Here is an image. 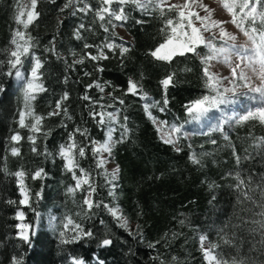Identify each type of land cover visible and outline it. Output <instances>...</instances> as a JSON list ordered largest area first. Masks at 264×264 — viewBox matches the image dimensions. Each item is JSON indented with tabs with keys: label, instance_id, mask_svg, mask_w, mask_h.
I'll use <instances>...</instances> for the list:
<instances>
[{
	"label": "trees",
	"instance_id": "1",
	"mask_svg": "<svg viewBox=\"0 0 264 264\" xmlns=\"http://www.w3.org/2000/svg\"><path fill=\"white\" fill-rule=\"evenodd\" d=\"M14 2L0 0V60L6 58L2 50L10 47L13 29L17 27L13 20ZM88 2L97 7V0ZM64 3L65 0H55V3L40 0L37 5L40 16L28 29L38 44L34 49L35 54L44 62L40 71L47 89L32 102L35 113L47 117L54 109L56 100L67 91L69 99L65 104L72 116L71 120L62 115L46 118L42 130H50L51 134L46 139L37 134L36 152L32 151V144L27 139L31 134L29 130L20 129L17 124L18 112L23 106L20 87L14 78L0 75V83L5 88L0 93V264H12L14 256L22 259L23 264H73V257L89 264H97L98 260L103 264H161V261L164 264H206L198 240L201 234H206L218 244V253L225 257L235 256L239 250V255L246 257L249 264H264V243L261 242L260 232L253 231L257 225L251 222L260 219L256 213L261 209L256 205L264 203L260 190L256 189L258 184L264 187L261 182L264 177V144L259 143V138L264 137V125L248 121L233 129L226 127L228 140L217 132L206 137L209 138V142L205 143L207 152L201 158L200 165L193 164L189 160L192 152L189 140L179 142L180 152L175 151L172 145L165 144L157 126L144 111V101L131 94L125 96L123 91L131 77L143 85V90L151 98L162 100L164 92L160 81L168 74L175 73L174 86H170L167 92L168 110L160 113L158 109H152V115L169 123H184L188 115L183 105L206 93L199 57L194 54L176 56L169 64L154 60L148 54L165 39L161 32L163 22L158 13L147 16L132 6H126L129 20L123 27L132 38L126 41L116 30L118 23L115 28L117 35L113 37L110 35L112 30L106 33L92 13L87 16L79 12L71 15L72 9L60 12ZM137 20L142 23L137 24ZM81 23L85 24V30L81 32L83 38L77 40L74 32ZM53 37L56 51L68 58L69 63L72 59L70 52H75L77 58L85 51L96 54L95 47L84 49L85 43L101 45L106 39H114L117 44L123 43L129 51L121 57L119 49H105L108 59L98 62L85 60L84 64L65 72L63 61L44 51L45 47H51ZM198 51L201 55L205 53L202 47ZM29 61L30 58L25 66L26 73L31 67ZM97 63L103 68L102 72L96 71ZM85 72L91 75L85 76ZM65 75L69 77L67 83L64 82ZM94 80L102 85L110 82V86L105 88L103 94L95 88L87 90V94L93 99L103 96L101 102L111 104L113 101L107 93L115 89L114 95L125 101L124 106L116 105L121 108L120 122L124 123L123 117L127 116V127L131 130L128 139L116 144L112 153V159L120 169L115 200L108 195L103 176H96L100 187L94 199L102 200L105 204H118L123 215L134 223L132 230L120 227L119 222L102 207L93 209L95 214L89 213L86 217L80 206L83 194L77 192L75 196L68 195L66 190L74 181L56 155L59 145L65 143L68 133L76 126L87 127L96 140L105 139V129L95 125L88 115V102L81 99L86 85ZM29 121L30 118H26V123ZM62 121L67 128L61 126ZM16 131L24 139L14 145L10 137ZM113 138L119 140V130L113 134ZM81 139L77 136V140ZM196 140L192 139L193 142ZM212 140L216 144H212ZM12 146L20 148V156L11 155ZM233 146L235 154L240 157L239 165L233 155ZM45 147L52 153L51 156L43 154ZM80 163L86 169L93 168L90 150L87 158ZM5 166L7 171L3 170ZM40 168L44 169L46 177L33 180L32 173ZM21 169L25 172L30 193L29 204L23 209L30 223H34L37 213L43 218L30 244L18 237L16 227L21 194L18 179L12 174ZM236 172H240L246 181L249 176L252 177L249 188L255 190L249 191V195L256 202L255 205L243 199L235 190ZM229 173L233 175L229 176ZM93 175H96L95 171ZM36 193H40L39 198ZM9 200L17 203L9 204ZM49 213L57 215L54 226H49L44 220ZM68 215L85 231L91 230L93 235L87 237L81 233V238L75 242L62 243V230L66 232V240L73 235L62 228ZM105 238L111 239L112 244L101 247V241ZM225 239L230 240L231 244H224ZM173 256L177 257V261L172 260Z\"/></svg>",
	"mask_w": 264,
	"mask_h": 264
},
{
	"label": "snow or ice",
	"instance_id": "2",
	"mask_svg": "<svg viewBox=\"0 0 264 264\" xmlns=\"http://www.w3.org/2000/svg\"><path fill=\"white\" fill-rule=\"evenodd\" d=\"M50 2L55 3V0H50ZM215 2L219 3L222 9L229 14V21L214 19L213 13L215 9L205 4L203 0H176V2H172V0H97V7L95 8L88 0H65L59 11L64 12L67 9H72L71 15L79 12L85 16L92 13L94 20L99 22L100 27L106 33H109L110 29L112 30L110 35L113 37L117 35L115 33L117 23L120 27H123L129 20V15L125 11L126 6H132L147 16H151L154 12L158 13L163 22L161 32L164 33L165 39L163 43H160L148 54L154 60L169 64L176 56L194 54L199 57L206 93L196 99L189 100L183 105L189 120L199 121L214 109L223 113L224 108L222 106L235 103L240 96L256 99L258 94L261 101H264V0H215ZM39 3L40 0H29L28 3L15 0L13 4V20L17 27L13 29L10 47L2 50L6 58L0 60V75L14 78L20 85L23 106L18 112L17 124L20 129L26 128L31 133L27 139L32 144L33 152L37 151L35 147L37 134H40L45 139L51 134L50 130L47 132L42 130L43 121L46 118L62 115L67 120L72 119L65 104L69 99L67 91L56 100L54 109L47 114V117L36 114L32 105L39 93L47 91L42 80L43 74L40 71L44 66V62L35 54L34 49L38 44L36 39L28 32L29 26L33 25L40 16V12L37 11ZM81 4L83 5L82 7L80 6ZM113 5H116V7L114 8ZM201 11L204 13L203 15H201ZM59 22L62 23V21ZM135 22L137 24L142 23L140 20ZM227 23L234 25L247 38L249 43L238 44L236 42L237 35L229 32L224 26ZM82 30H85L84 23H81L74 32L77 40L83 38L81 35ZM205 33L208 35L205 36ZM120 39L122 40V38ZM83 47L84 49L95 47L97 52L93 55L92 52L85 51L79 58H77L75 52H70L69 55L72 59L71 63H69L68 58L56 51L55 37H53L51 47H45L44 51L52 53L57 60H62L65 65V72L74 70L77 65L84 64L85 60L98 62L108 59L105 49L110 51L119 49L121 57L129 51L127 47L123 46V43L117 44L114 39H106L101 45L85 43ZM201 47L206 50L203 55L198 51ZM29 58L31 67L26 73L22 69H24L25 60H29ZM217 64L227 66L228 74L222 75L219 71H213L212 69ZM5 67L6 71L4 70ZM96 71H103V68L98 63ZM84 75L90 76L91 73L85 72ZM174 76L175 73H170L160 81L164 92L162 100L151 98L143 90V85L131 77L128 79V86L123 91V94L125 96L131 94L144 101L143 108L146 115L157 126V131L163 133L160 137L161 140L165 144L172 145L175 151L180 152L182 149L177 146V141L188 135L184 131V123L189 122V120L184 123L169 124L168 121H158L152 115V109H158L160 113L168 110L169 100L167 92L170 86H174ZM68 80L69 77L65 75L64 82L67 83ZM109 86L110 82H105L102 85L98 80H94L86 85L85 94L81 97L82 100L88 102V115L91 120L97 127L105 129V139L103 141L96 140L91 136L87 127L76 126L68 133L65 143L59 145L56 155L63 161L64 170L71 174L74 181L67 188L68 195L75 196L77 192L83 194L80 206L84 215L86 217L89 213L94 215L93 209L102 207L119 222L120 227L129 229L128 219L123 215L118 204H105L102 200L94 199L97 195L98 187H100L96 182V176H103L104 186L108 188V195L115 200L120 171L119 165H116L111 171L107 169L106 165L112 158L115 145L124 143L131 132L127 127V116L123 117L124 123L120 122L121 108L116 107V105L124 106L125 101L121 97L114 95L115 89H113V92L107 93L108 98L113 101L111 104L102 103L103 96L100 99H93L87 94V90L92 88L103 94L105 93V88ZM4 91V85L0 83V93ZM108 109L113 110L109 111ZM26 118H30L28 123H26ZM248 121H256L264 125V103L255 108H249L242 114L234 113L232 116L225 114L216 126L210 129V132H220L223 134L224 139L228 140V134L224 130L226 124L233 122L241 124ZM61 126L67 128V124L63 123V121ZM117 130L120 132L119 140L113 138V134ZM77 136L82 139L77 140ZM22 139L24 137L20 135L19 131L14 132L10 137V141L14 145L18 144ZM211 143L216 144V141L212 140ZM259 143L264 144V137L259 138ZM189 148H191V145H189ZM88 150H90V155L93 159L92 169H86L80 163L81 160L87 158ZM10 153L14 157L21 155L20 148L17 146H12ZM43 154L45 156L52 155L46 147ZM233 155L237 165H239L240 157L235 154L234 146ZM4 160L6 161V157ZM189 160L195 165L201 164V158L195 151L191 152ZM3 170L7 171V167L5 166ZM94 171L96 175H93ZM12 175L18 178L19 191L24 197L19 201V204L28 203V192L23 179L25 172L21 169ZM46 175L44 169L40 168L32 173L31 178L33 180L44 179ZM228 175L232 176L233 174L229 173ZM235 180V190L240 193L243 199L250 200L255 205L256 202L249 195V191L255 190L249 188L252 177L249 176L246 181L242 178L240 172H236ZM261 182L264 184V177L261 178ZM256 189L260 190L261 198L264 199V187L258 184ZM36 196L39 198L40 193H36ZM8 203L15 204L17 202L9 200ZM256 206L261 209L260 212L256 213L260 219L251 222L257 225V228L253 229V231L260 232L261 242L264 243V203ZM33 211L35 210L33 209ZM36 215L37 217L39 216L38 213ZM23 217L24 213L18 211L16 218L22 219ZM180 223L183 224L184 221L181 220ZM16 227L20 229L17 233L18 237L24 243L30 244L29 230L33 226L31 224H17ZM62 228L73 233L71 239L66 240L64 239L66 232L62 230L60 232L62 243L75 242L81 238V233L87 237L93 235L91 230L85 231L71 216L64 218ZM139 231L138 226L137 232ZM32 235H35L34 230ZM198 240L200 251L206 264H249L246 257L239 255V250H237V255L225 257L222 253L217 252L220 247L218 244L210 243L208 247H205V242L208 241L206 234L199 235ZM111 244V239L105 238L101 241V247H107ZM224 244H231V241L225 239ZM150 247H155V245H150ZM154 259H158V257ZM72 260L73 264H84L82 259L73 257ZM172 260L177 261V257L173 256ZM12 264H23V261L14 256L12 257ZM97 264H103V261L98 260ZM161 264H164V262L161 261Z\"/></svg>",
	"mask_w": 264,
	"mask_h": 264
},
{
	"label": "rangeland",
	"instance_id": "3",
	"mask_svg": "<svg viewBox=\"0 0 264 264\" xmlns=\"http://www.w3.org/2000/svg\"><path fill=\"white\" fill-rule=\"evenodd\" d=\"M29 0H23L22 3H28ZM172 2H176V0H172ZM203 2L205 4H208L211 8L215 9V12L213 13V18L214 19H220V20H225V21H229L230 20V16L229 14L224 11L222 9V7L219 5V3L215 2V0H203ZM199 10V9H197ZM204 13L201 11V15H203ZM227 30L229 32H232L234 34L237 35V43L238 44H246L249 43L247 41V38L240 33L234 25H232L231 23H227L224 25ZM117 32L120 34V36L126 40V41H130L132 40L131 36L129 35V33L127 32V30L125 29V27H120L119 25L116 28ZM208 34L205 33V36H207ZM206 51V50H205ZM28 63V60H25V66ZM25 66L24 69H22L23 71H25ZM213 71H219L220 74L222 75H227L228 74V68L227 66H222L217 64L215 66V68L212 69ZM26 72V71H25ZM18 83V82H17ZM258 83V81H257ZM19 85V83H18ZM20 87V85H19ZM262 103H264V101H261V99L259 98L258 94H257V98L256 99H251L247 96H240L235 103L230 104V105H226V106H222L224 108V112L222 113L221 111L218 110H212L208 113L207 116L201 118L199 121H191L188 120L189 122L184 123V131L188 133V135L186 137H182L180 140L177 141V146L179 144V142L182 139H186L189 140L190 145L192 147V151H195L198 156H200V158H202L206 152L207 149L205 148L206 146V142H209V138H206L208 136H211L212 134L216 133V132H210V129L212 127H215L216 124L223 118V116L226 114L227 116H232L234 113L237 114H242L243 112H245L247 109L249 108H255L257 106H260ZM158 121H162L157 119ZM169 124H173V123H169ZM238 124L236 123H230V124H226L224 126V130L226 132V127H228L229 129H233L235 126H237ZM218 134H222L220 132H217ZM160 136L163 134L162 132H159ZM193 138H196V141H192ZM107 169L112 170L114 167H116L115 162L113 161V159L111 158V160L109 161V163L106 165ZM18 179V178H17ZM24 185L26 187V191L28 192V203L21 205L20 204V208L17 210L18 211H22L24 213V217L22 219H17L18 223L17 224H31L33 226V228L31 230H29V235L30 238L33 236L32 232L34 230V232L36 233L37 229L40 226L41 221L43 220L42 216L39 214V216L37 217L36 215V219L34 221V223H30V221L28 220V216L25 212V210L23 209L25 206H27L29 204L30 201V193L27 189L26 186V182H25V176H24ZM19 185V184H18ZM67 191V190H66ZM21 194V193H20ZM24 197L21 195V199H23ZM17 214V213H16ZM70 216V215H68ZM45 222L49 225V226H54L57 223V215L56 213H49L44 217ZM129 229L132 230L135 228V225L133 222L129 221ZM17 231L19 232L20 229L17 228ZM210 243H215L213 241H211L208 238V241L205 242V247H208L210 245ZM218 252V251H217ZM84 261V260H83ZM84 264H89L87 262L84 261Z\"/></svg>",
	"mask_w": 264,
	"mask_h": 264
}]
</instances>
